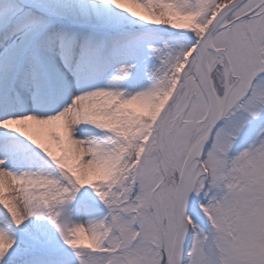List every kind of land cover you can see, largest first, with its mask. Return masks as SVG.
Returning <instances> with one entry per match:
<instances>
[{
  "label": "snow or ice",
  "instance_id": "obj_1",
  "mask_svg": "<svg viewBox=\"0 0 264 264\" xmlns=\"http://www.w3.org/2000/svg\"><path fill=\"white\" fill-rule=\"evenodd\" d=\"M68 19L34 34L38 75L58 84L63 58L84 91L0 111V264H264V0H82ZM101 23L117 35L84 65L72 25Z\"/></svg>",
  "mask_w": 264,
  "mask_h": 264
},
{
  "label": "rangeland",
  "instance_id": "obj_2",
  "mask_svg": "<svg viewBox=\"0 0 264 264\" xmlns=\"http://www.w3.org/2000/svg\"><path fill=\"white\" fill-rule=\"evenodd\" d=\"M81 2L82 0H0V78L4 83L3 88L9 93V98L15 107L14 110L24 109L28 106L26 100H30V104L35 106V111H37L41 104L38 98L47 100L45 104H41L46 109L59 110L67 106L66 102H70L66 89L72 83L76 87L81 85L78 76L71 78L70 81V77L68 78L67 75L68 71L64 70L67 62L65 63L63 58H60L58 64L62 73L59 83L43 84L38 75L43 50L38 40L34 38V34L41 28L51 34H57L65 29L70 24L68 17L73 7ZM13 11L23 13L24 26L16 29L10 27ZM112 11L118 13L120 18L126 17L129 21L132 19L119 10L113 9ZM72 27L86 28V35L91 38L87 41L77 42L79 45L77 59L84 65H89L90 56L97 48L107 49L111 45L112 39L117 35L113 29L102 23L72 25ZM125 27L138 28L139 22L125 25ZM148 28L149 26H144L145 30ZM146 47L150 48L151 45L146 44ZM131 59L134 60L136 57ZM120 66L121 63H117L108 71L110 80L116 75ZM3 92L0 95V100L3 98ZM7 108V105H4L2 111Z\"/></svg>",
  "mask_w": 264,
  "mask_h": 264
},
{
  "label": "bare ground",
  "instance_id": "obj_3",
  "mask_svg": "<svg viewBox=\"0 0 264 264\" xmlns=\"http://www.w3.org/2000/svg\"><path fill=\"white\" fill-rule=\"evenodd\" d=\"M65 63H66V61H65ZM60 66V65H59ZM64 68H66V66L64 67ZM64 70H67V68L66 69H64ZM68 71V70H67ZM68 78L70 77V81L72 80L71 78H74L75 76H77L74 72H70V71H68ZM2 79L0 78V95H1V93L3 92V87H4V83L1 81ZM109 80H110V77H108V74H106V76H105V78L104 79H102V80H100L99 82H97L98 83V86H107V84H108V82H109ZM71 84V83H70ZM7 90H5L4 89V92H3V97H4V95L6 96L7 94V92H6ZM84 91V86L81 84V85H79L78 87H76V86H74L73 85V83L70 85V87H68L67 89H66V92H68L69 93V97H68V99L70 100V97L72 96V95H79V94H81L82 92ZM39 99V101H40V103L42 104V103H46V101H44V100H40V98H38ZM37 99V100H38ZM27 101V103H28V106L27 107H25L22 111H26V112H32V113H36V114H38L42 109H46L45 107H43V105L41 106V104L39 105V109L37 110V111H35L36 109L34 108L35 106H32V104H30V100H26ZM42 101V102H41ZM3 105H7V109L6 110H14L15 109V107H13V104H12V101H11V98H7L6 99V101H4V103H3ZM2 105V107L0 108L1 109V111H2V109H3V106ZM12 107V108H11ZM6 110H3V111H6ZM21 111V110H20Z\"/></svg>",
  "mask_w": 264,
  "mask_h": 264
}]
</instances>
